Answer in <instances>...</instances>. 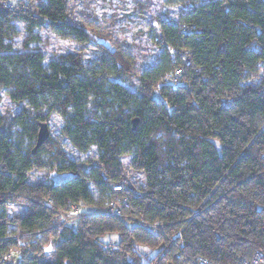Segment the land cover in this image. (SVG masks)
Wrapping results in <instances>:
<instances>
[{"label":"trees","instance_id":"trees-1","mask_svg":"<svg viewBox=\"0 0 264 264\" xmlns=\"http://www.w3.org/2000/svg\"><path fill=\"white\" fill-rule=\"evenodd\" d=\"M6 2L0 0V16L24 23L26 37L14 49L0 26V105L4 92L35 109L50 103L72 146L96 155L86 163L57 148L51 167L69 176L30 184L28 172L46 167L38 152L44 146L22 154L12 122L24 129L32 123L37 141L50 114L0 113V209L28 207L22 216L0 214V264L16 249L24 251L18 264H198L200 257L246 264L264 250V88L249 83L264 64V0H207L175 20H159L156 41L165 54L138 76L120 46L100 44L91 66L79 53L46 62L36 35L43 26L91 39L74 22L69 0H38L18 10ZM182 67V78L172 82ZM123 156L145 176L144 190L121 194L128 202L121 217L84 211L111 201L112 186L126 179ZM70 204L87 216L52 228L53 209ZM9 225L20 239L8 238L15 234ZM108 234L119 239L105 242ZM52 239H59L53 261L41 262Z\"/></svg>","mask_w":264,"mask_h":264},{"label":"rangeland","instance_id":"rangeland-1","mask_svg":"<svg viewBox=\"0 0 264 264\" xmlns=\"http://www.w3.org/2000/svg\"><path fill=\"white\" fill-rule=\"evenodd\" d=\"M205 1L207 0H69L71 9L75 14L74 22L90 35V41L82 42L74 35L61 34L47 25L38 29L36 35L46 62L61 54L79 53L83 56L85 64L91 66L102 54L100 44H105L112 49L120 46L119 48L123 50L124 56L138 76L143 71H152L153 66L158 64L160 58L165 54L163 44L156 41L160 33L159 20H175L183 9L200 5ZM37 2L38 0H7L6 3L12 9L18 10L26 5L34 8ZM0 26L10 36L13 48H21L26 37L25 24L0 16ZM135 81H138L137 77ZM249 83L264 88V64L254 68ZM49 104H44L41 108L35 109L27 101L13 102L4 92L3 101L0 105V113L8 118L19 115L24 109L31 112L32 115L38 112L44 115L50 114L47 121L50 132L47 141L49 145L45 143L48 146L43 145L44 147L38 151L46 167L32 168L28 172L30 184L59 182L69 176L68 174L60 175L51 167L56 165L53 156L57 148L64 152L70 160L86 161V163L96 155L95 149L82 153L72 146L62 133L64 126L62 115L57 111L50 113ZM35 129L32 123L24 129L17 122H12V139L15 146L21 149L22 154L35 147ZM121 162L125 166L127 194L132 197L137 196L146 186L145 176L131 168L130 156L121 157ZM27 209L25 204L18 202L0 209V214L3 213L9 217L22 216ZM82 209L86 212L98 210L92 206H83ZM8 230L15 233L18 227L9 225ZM118 239L117 234H108L103 238L105 242L117 241ZM58 243L59 239H52L46 246V252L41 262L53 261V253ZM22 252H24L22 249L12 250L9 253L11 262L4 264H18Z\"/></svg>","mask_w":264,"mask_h":264},{"label":"built area","instance_id":"built-area-1","mask_svg":"<svg viewBox=\"0 0 264 264\" xmlns=\"http://www.w3.org/2000/svg\"><path fill=\"white\" fill-rule=\"evenodd\" d=\"M158 40V38H156ZM192 64L190 61L186 60L185 61V67L188 68ZM185 67L182 68H177L174 70L170 80L172 82H178L184 72H185ZM126 179L121 183V184H116L112 186L114 196L111 199V201L103 208L98 209L99 212L109 214L111 216H117L121 217L123 209L127 206L128 202L126 198H124L121 194L124 193L126 190ZM8 206H12L11 204H8ZM70 208L68 210H62V209H53L54 215H55V224L52 226V228L62 226V225H68V226H73L76 224L78 221L82 220L84 217L87 216L86 213L81 212L80 207L75 205V204H70ZM138 222L148 228L154 229L157 232H162L163 231V225L159 224H149L146 222H142L141 220ZM22 237L21 231H18L15 234L9 235L8 238H16L20 239ZM10 255H6L4 259L2 260V264L4 263H10ZM197 263L198 264H214L211 261H208L205 258H197ZM246 264H264V250L258 249L254 252L253 256L251 259L246 263Z\"/></svg>","mask_w":264,"mask_h":264},{"label":"water","instance_id":"water-1","mask_svg":"<svg viewBox=\"0 0 264 264\" xmlns=\"http://www.w3.org/2000/svg\"><path fill=\"white\" fill-rule=\"evenodd\" d=\"M135 125H136V121H134ZM50 136V132H49V128H48V124L41 122L39 124V130H38V134H37V141H36V145L33 149V154L36 153V151L42 147L43 145H45V143L48 141Z\"/></svg>","mask_w":264,"mask_h":264}]
</instances>
